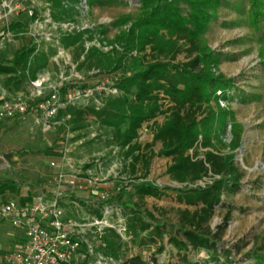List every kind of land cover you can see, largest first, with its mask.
Segmentation results:
<instances>
[{"label": "rangeland", "instance_id": "rangeland-1", "mask_svg": "<svg viewBox=\"0 0 264 264\" xmlns=\"http://www.w3.org/2000/svg\"><path fill=\"white\" fill-rule=\"evenodd\" d=\"M122 1L120 4L97 5L84 0V11L80 14L74 7L76 1L65 0L66 7L63 8L68 11V15L56 9L51 12L52 19H71L95 27L104 24L106 32L99 42L101 45L105 43L106 46H112L108 42L114 39L120 28L126 30L130 26L127 23L117 27L112 23L134 17L138 13L139 0ZM260 1V14L250 13L251 9L254 10L250 8L252 0L221 1L216 17L201 35L205 45L218 54L217 67L212 68L211 72L220 74L230 83L224 90L215 92L216 100L209 101V107L217 118L215 123L223 120L222 131L213 137V150L222 155L233 154L241 177L236 189L222 192L221 203L214 208L207 221L212 232L220 231L219 248L230 250V253L222 254L215 260L205 251H188L189 259L196 264H252L254 255L264 256V0ZM46 3L51 4L50 0H26L22 7L33 6L35 13L40 15ZM11 20L27 22V30H12L11 39L4 41L0 47V63H7L19 47L32 42L36 44L37 52L48 55L46 66L37 74L48 75L52 82L56 80L60 69H65L67 75L70 74V69L64 63L66 54L71 55L70 52L59 44L57 37H41L36 34L50 32L49 24L34 25L22 10ZM91 41L98 43L97 39ZM61 48L64 49V54H58V49ZM176 60H185L184 53L178 54ZM128 65L129 62H126L122 69L112 72L109 70L103 74L111 76V80H118L123 73L128 74ZM83 77L88 83H96L102 79V76L96 75ZM27 81L25 78L16 86L7 80V75H0V100L12 99L16 90L27 89ZM222 96L226 99H222ZM36 119L31 115L0 119V183H9L16 189L15 192L6 190L0 193V206L9 199L26 201L25 198L29 197V200L41 194L45 184H53L57 167L50 165L51 160L60 164L67 162L71 170L78 173L93 174L113 181L111 196L117 194L116 188L142 180L160 187L181 186L170 180L165 173L169 159L162 156L155 155L151 159L146 178H140V170L132 175L127 161L122 159L119 146L111 138V131L91 114L84 116L83 126L80 128L65 117L47 124ZM162 120L163 117L159 115L155 122L159 124ZM138 140L141 143L151 140L149 125L141 128ZM233 141L238 143L234 148ZM159 148L160 143L155 142L152 151L157 153ZM206 150L207 148H200L199 157H203ZM207 182H211V179L204 177L197 184L204 185ZM119 192V202L112 203L127 218L128 208L121 204L135 197H132L131 190L121 189ZM78 193L72 197L64 196L61 200L66 217L82 221L96 215L99 202L95 196L83 198ZM143 205L168 230L178 224L177 210L185 208L175 201L172 191H169L167 197L160 199L145 198ZM187 208L192 210L193 207ZM145 234L141 233L136 238L132 234L125 238L116 234L119 246L118 257L114 258L115 264H120L121 260L134 254L145 260L154 257L158 263L176 260V250L167 243L166 237L157 244H149L140 239ZM86 239L95 244V250L100 251L102 244L96 237L94 240L91 234H87ZM24 240L21 230L0 217V251L17 249ZM159 247H162L160 252ZM83 260L92 262L91 257Z\"/></svg>", "mask_w": 264, "mask_h": 264}, {"label": "trees", "instance_id": "trees-1", "mask_svg": "<svg viewBox=\"0 0 264 264\" xmlns=\"http://www.w3.org/2000/svg\"><path fill=\"white\" fill-rule=\"evenodd\" d=\"M63 1L50 0L51 8L68 15ZM221 1L139 0L136 16L112 23L117 27L127 23L130 26L126 30L120 28L108 42L113 45L106 52L96 46L84 50V41L92 40L94 34L103 38L104 24L59 37V44L70 52L76 70L85 76L91 69L106 73L122 69L126 62L129 65L128 74L123 73L117 80L118 94L107 96L98 108L68 106L59 109L57 118L69 115V120L80 128L84 116L93 115L111 131V138L119 146L132 175L140 170V178H146L151 159L155 155L162 156L169 159L165 173L181 185L160 187L145 180L130 183L135 199L121 204L129 211L125 218L128 233L134 238L146 233L140 239L149 244H157L166 237L167 243L176 250V260L158 263L154 257L145 260L134 254L121 260L120 264H196L189 259L188 251H205L215 260L230 253V250L219 248L220 231L212 232L207 226L214 208L221 203L222 192L236 189L241 177L233 154L215 152L212 143L214 135L222 131L223 120L215 123L217 118L209 101L216 100L215 92L224 90L230 83L220 74L211 72L217 67L218 54L205 45L201 35L216 17ZM89 2L104 5L123 1ZM260 5V0H252L250 8L254 10L250 13H262ZM27 26V22L12 21L10 29L25 32ZM35 47L32 42L19 47L7 63H0V75H7V80L17 85L25 78H34L46 66L48 58L45 52H34ZM180 53H184L185 60H176ZM222 99L226 98L222 96ZM159 115L163 120L158 124L155 119ZM144 125H149L151 140L141 143L139 131ZM155 142L160 143L157 153L152 151ZM237 144L233 141L232 147ZM200 148H207L203 157H199ZM204 177L210 178L211 182L197 184ZM6 190L16 191L13 185L0 183V193ZM169 191L178 204L185 206L177 210L178 224L170 230L143 205L145 198L167 197ZM120 197L121 192H117L110 201L118 203ZM188 206L193 207L192 210ZM101 244L100 251L118 257V237L112 230L102 236ZM161 250L159 247L158 252ZM254 256L252 264H264V256Z\"/></svg>", "mask_w": 264, "mask_h": 264}, {"label": "built area", "instance_id": "built-area-1", "mask_svg": "<svg viewBox=\"0 0 264 264\" xmlns=\"http://www.w3.org/2000/svg\"><path fill=\"white\" fill-rule=\"evenodd\" d=\"M24 1L26 0H0V47L13 36L11 19L17 17L20 10L34 25L49 24L50 32H36L41 37H57L59 41L62 35L95 28V25L81 24L71 19L53 20L50 3H46L42 13L37 15L33 6L22 7ZM62 5L66 7L64 1ZM84 6V0H76L74 5L80 14L84 11ZM36 34L31 35L36 37ZM101 37L94 34L93 39L98 40L97 44L85 40L84 50L96 46L104 52L109 51L112 46H106L105 43L101 45ZM34 52H37L36 47ZM58 54H64V49H58ZM64 63L70 69V74L67 75L65 69H60L53 82L44 73L36 74L34 78H28L25 91L12 99L0 100V119L31 115L37 121L47 124L56 122L59 109L68 106L98 108L107 96L118 94L116 78L111 80V76L91 69L88 77L96 75L102 76V79L96 83H88L83 74L76 70L71 55L66 54ZM64 117L69 120V115L62 118ZM50 165L57 167L54 182L45 184L41 194L26 201L9 199L0 206V217L21 230L25 236L19 248L0 251V264H115L114 257L95 250V244L86 239V235L91 234L94 240L96 237L101 242L102 236L109 230L122 238L129 234L121 209L114 207L110 201L114 182L93 174L78 173L71 170L67 162L60 164L51 160ZM116 189L118 192L121 189L129 191L130 185ZM77 192L87 193L89 197L95 196L99 202L96 215L82 221L66 217L61 200L64 196H75ZM85 257H91L92 262H85Z\"/></svg>", "mask_w": 264, "mask_h": 264}, {"label": "crops", "instance_id": "crops-1", "mask_svg": "<svg viewBox=\"0 0 264 264\" xmlns=\"http://www.w3.org/2000/svg\"><path fill=\"white\" fill-rule=\"evenodd\" d=\"M12 21H13V22H14V21H19V22H21L20 20H12ZM16 86H17V84H16ZM25 90H26V88L16 90L14 96L18 95L19 93H21V92H23V91H25ZM77 193H78V192H77ZM78 195L81 196V197H83V198H89L88 194H87V193H84V192H79Z\"/></svg>", "mask_w": 264, "mask_h": 264}]
</instances>
